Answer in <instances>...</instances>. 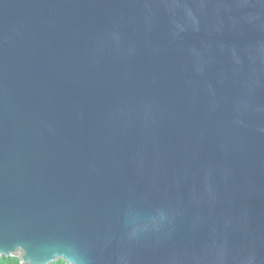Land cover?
I'll return each mask as SVG.
<instances>
[{
  "label": "water",
  "instance_id": "1",
  "mask_svg": "<svg viewBox=\"0 0 264 264\" xmlns=\"http://www.w3.org/2000/svg\"><path fill=\"white\" fill-rule=\"evenodd\" d=\"M2 256L264 264V0H0Z\"/></svg>",
  "mask_w": 264,
  "mask_h": 264
},
{
  "label": "trees",
  "instance_id": "2",
  "mask_svg": "<svg viewBox=\"0 0 264 264\" xmlns=\"http://www.w3.org/2000/svg\"><path fill=\"white\" fill-rule=\"evenodd\" d=\"M0 264H23L16 256H2L0 257ZM51 264H68L64 260H59Z\"/></svg>",
  "mask_w": 264,
  "mask_h": 264
},
{
  "label": "snow or ice",
  "instance_id": "3",
  "mask_svg": "<svg viewBox=\"0 0 264 264\" xmlns=\"http://www.w3.org/2000/svg\"><path fill=\"white\" fill-rule=\"evenodd\" d=\"M2 250H3V251H8V249H7V248H3Z\"/></svg>",
  "mask_w": 264,
  "mask_h": 264
}]
</instances>
